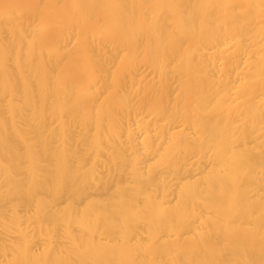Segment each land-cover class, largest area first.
<instances>
[{"label":"bare ground","instance_id":"obj_1","mask_svg":"<svg viewBox=\"0 0 264 264\" xmlns=\"http://www.w3.org/2000/svg\"><path fill=\"white\" fill-rule=\"evenodd\" d=\"M259 147L264 0H0V264H264Z\"/></svg>","mask_w":264,"mask_h":264},{"label":"rangeland","instance_id":"obj_2","mask_svg":"<svg viewBox=\"0 0 264 264\" xmlns=\"http://www.w3.org/2000/svg\"><path fill=\"white\" fill-rule=\"evenodd\" d=\"M109 68H111L110 64L108 65V69ZM138 69H139L138 74L136 76H133L132 79H129L128 77H125L124 78V82H126L125 88L126 89H130L131 88V92H132V95L133 96H136L139 92H142L143 91V89L141 88V86H142V83L141 82L142 81L146 82V81H151L153 79V74H152V72L150 71L149 68L142 67V66L137 65V70ZM172 85L174 87L176 86V79H172ZM231 96H233V95H231ZM230 98H233V97H230ZM142 115L144 117L145 115H147V113L144 111L142 113ZM138 119H140V118L135 117V116L134 117L131 116L125 122L131 128L134 137H136V143H137L136 145H137V148L141 150V148H142V142L144 141V138L143 137H140V133H139V131L137 129V126L135 124V122ZM155 120L156 119L154 117H152V116H147V117L144 118V122L148 125V127L150 129H152L154 127ZM178 125L179 126L177 127V130L182 128L180 126V124H178ZM151 134L153 136L154 133L152 132ZM123 135L126 136L125 133H123ZM122 140H124V137L122 138ZM256 150H259L261 152L264 151V149L261 148V147L257 148ZM206 157H207L206 155H203L202 161H201L202 162L201 163V166L202 167H205V169H207L206 168L207 167V164L205 162ZM142 160L144 161V165H146V164L152 162V156H149L148 158H143ZM198 162H199V160H198L197 157L196 158H192V159H190L188 161V164L194 165L193 168H192V171H191V174L194 175V176H196L197 173H198V171H199V169L197 168L198 165H196ZM94 186H95V182L92 181V180L89 181V187H90V192L91 193H94L95 192ZM67 203H68V201H65V200L58 201V203L56 205L57 210L60 213H63L64 210H65V208H66V206H67ZM78 204H79V202H78ZM82 205L83 204H79L80 207H82ZM25 210H26L25 208L19 207V211H21L22 214L25 212ZM74 229H76V228L74 227ZM27 230H29V229L27 228ZM4 237L6 239H9L10 238V239H12V241L17 239V235L15 233H9L7 236L4 235ZM55 239L57 240V242L66 243L65 245L68 244L67 243V240L65 238H61L60 231H58L56 233ZM46 240H47L46 237H38V238H35L34 239L35 242L33 241L32 246H34V249L39 252L40 250H42L45 247Z\"/></svg>","mask_w":264,"mask_h":264}]
</instances>
